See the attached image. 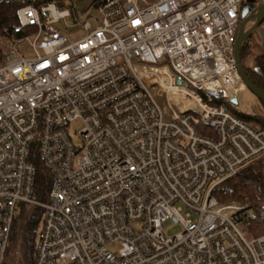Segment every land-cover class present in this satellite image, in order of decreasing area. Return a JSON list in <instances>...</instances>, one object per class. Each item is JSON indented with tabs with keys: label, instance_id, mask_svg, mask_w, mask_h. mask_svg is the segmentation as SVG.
<instances>
[{
	"label": "built area",
	"instance_id": "1",
	"mask_svg": "<svg viewBox=\"0 0 264 264\" xmlns=\"http://www.w3.org/2000/svg\"><path fill=\"white\" fill-rule=\"evenodd\" d=\"M13 1L19 37L0 39V264L19 203L43 208L33 264H264V234L243 231L249 204L213 194L264 157V128L230 101L244 0ZM34 145L47 202L34 198ZM167 220L182 231L166 236Z\"/></svg>",
	"mask_w": 264,
	"mask_h": 264
},
{
	"label": "trees",
	"instance_id": "2",
	"mask_svg": "<svg viewBox=\"0 0 264 264\" xmlns=\"http://www.w3.org/2000/svg\"><path fill=\"white\" fill-rule=\"evenodd\" d=\"M18 8L19 5L13 0H0V39L2 37H11L12 35L19 37V35L13 32V27L18 23ZM247 39L241 48L243 61L251 53ZM256 62L255 68H249L248 66L244 68L250 79L257 86L264 89V51L257 57ZM242 116L258 122L264 128V117L246 114H242ZM207 129L211 131L205 124L201 123L198 125L200 133L206 134ZM29 159L36 167L34 198L40 202H47L51 189L52 175L40 158L35 145L31 148ZM213 194L221 203L233 200L243 203L248 199L249 208L244 213L249 214V222L243 226V231L250 238H256L264 234V157L251 162L236 175L222 181L215 187ZM18 205L22 210L19 215L16 213L14 217L3 264H11L7 259L8 254L11 247L17 243L20 232H22L23 252L19 264H33L35 260V247L43 208L35 206L31 211L25 212V207L31 205L27 203H19Z\"/></svg>",
	"mask_w": 264,
	"mask_h": 264
},
{
	"label": "rangeland",
	"instance_id": "3",
	"mask_svg": "<svg viewBox=\"0 0 264 264\" xmlns=\"http://www.w3.org/2000/svg\"><path fill=\"white\" fill-rule=\"evenodd\" d=\"M68 1V0H66ZM141 3H145L143 0H140ZM150 1V0H147ZM264 2V0H260L259 3L262 4ZM255 23L254 19L249 20L246 25H245V29H249L250 27H252ZM245 30V31H246ZM75 33L77 34H83V30L78 28L76 29ZM248 38V37H247ZM32 39V37L30 38ZM30 39L27 40H23L22 42H20L18 44V48L21 51V53H23L26 56H30L32 55L31 49H30ZM247 42L249 43L250 46V50L251 53L248 55V57L243 61L244 67L248 66L249 68H255L256 66V59L257 57L264 51V48L262 46V39H261V35L259 33V29L257 28V30L251 35V37H249L247 39ZM2 47H0L1 49ZM0 63L3 61V53L1 51L0 53ZM243 87H245L247 89L248 95H250L253 99V103L250 102V97L247 98L245 97V95L242 96L241 95H237V97L241 98L243 100V105L244 107H250L251 108H247L248 111H252L250 113V115L252 116H256V117H264V105L262 104V102L256 98V96H254L249 89L244 85V83H242ZM169 98H173L172 94H164L161 97H159V102L161 104V106L163 108H165L169 113H171V109L169 108L170 103L173 105V102H175L176 100L173 99L169 100ZM180 105V104H179ZM188 106H192V102L191 101H187V103L185 105H182L181 108H186ZM173 108L176 110L177 107L175 105H173ZM193 113V112H191ZM258 123V122H255ZM259 124V123H258ZM81 124L80 123H75L72 125V129L75 132L74 135V141L77 145H79L81 143V138L80 136L77 134L78 130L80 129ZM248 200V199H247ZM245 200L243 203L239 202V201H235L241 204H249V202ZM234 201V200H233ZM231 202V201H230ZM35 206H26L25 207V212L31 211ZM21 207L18 205L17 206V215L20 214L21 212ZM182 226L180 224H175L173 221L171 220H167L164 225H163V230L166 236H172L180 231H182ZM244 230V228H243ZM21 235L22 232H20L19 235V239L17 241V243L15 245H13V247H11V250L8 254V260L11 264H19L21 262L22 259V252H23V245H22V239H21ZM107 247L112 250V251H116L117 249L120 248V243L119 242H111L107 244Z\"/></svg>",
	"mask_w": 264,
	"mask_h": 264
},
{
	"label": "water",
	"instance_id": "4",
	"mask_svg": "<svg viewBox=\"0 0 264 264\" xmlns=\"http://www.w3.org/2000/svg\"><path fill=\"white\" fill-rule=\"evenodd\" d=\"M255 1H260V0H247V3L242 8L241 17L244 18V20L241 22L239 31L237 33V39L235 42L234 53H235V59L237 62L238 72H239L243 82L258 97V99L263 102V105H264V89L257 86L250 79V77L247 75L245 68H244L243 60L241 57V48H242L244 41L247 39L249 34L254 29H256L257 27H259L262 24V22L264 20V2L262 4H260L254 11L250 12V10L252 8L250 3L255 2ZM62 4H63V0H58V5L61 6ZM251 19L255 20L254 25L252 27H250L249 29H247L246 31H244L246 23ZM259 33L261 35L262 46L264 48V29L262 26L259 27ZM178 83H180V81H178ZM230 101L233 104H238L237 97H232L230 99Z\"/></svg>",
	"mask_w": 264,
	"mask_h": 264
},
{
	"label": "bare ground",
	"instance_id": "5",
	"mask_svg": "<svg viewBox=\"0 0 264 264\" xmlns=\"http://www.w3.org/2000/svg\"><path fill=\"white\" fill-rule=\"evenodd\" d=\"M241 25V24H240ZM244 83V82H243ZM244 85L246 86V84L244 83ZM247 87V86H246ZM248 88V87H247ZM249 89V88H248ZM249 91L252 93V94H254L250 89H249ZM242 93H243V95H245V97H247V98H249L250 97V102H252L253 103V99H251L252 97L250 96V95H248V92H247V89L245 88V87H243V85L242 84H240L239 85V87L235 90V95H236V97H237V95H241L242 96ZM255 95V94H254ZM249 96V97H248ZM256 96V95H255ZM257 97V96H256ZM258 98V97H257ZM241 99V98H240ZM239 108L240 109H244V110H246V111H248L247 110V108H251V105H250V107H244V105H243V100L241 99V103L239 104ZM258 124V123H257Z\"/></svg>",
	"mask_w": 264,
	"mask_h": 264
},
{
	"label": "flooded vegetation",
	"instance_id": "6",
	"mask_svg": "<svg viewBox=\"0 0 264 264\" xmlns=\"http://www.w3.org/2000/svg\"><path fill=\"white\" fill-rule=\"evenodd\" d=\"M246 3H247V0H244L243 6H244ZM250 5L252 6V8H251V10H250V12H251V11H254V10L260 5V3H259V1H255V2L250 3ZM243 20H244V18L241 17V22H242ZM261 26H262V24H261L259 27H261ZM259 27H257V28L259 29ZM257 28L254 29V30L249 34L248 38L251 37V35L257 30ZM245 30H246V29L244 28V31H245Z\"/></svg>",
	"mask_w": 264,
	"mask_h": 264
}]
</instances>
